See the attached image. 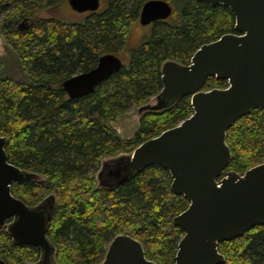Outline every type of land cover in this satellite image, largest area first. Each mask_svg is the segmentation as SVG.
<instances>
[{"label":"trees","instance_id":"1","mask_svg":"<svg viewBox=\"0 0 264 264\" xmlns=\"http://www.w3.org/2000/svg\"><path fill=\"white\" fill-rule=\"evenodd\" d=\"M63 1L0 0V34L9 58L0 59V135L8 140V162L45 178L13 183L11 193L28 206L56 195L47 236L58 264H101L121 233L140 242L146 259L174 264L183 231L172 219L188 202L171 192L169 173L149 167L112 191L96 188L95 174L102 158L131 152L192 115L186 96L171 109L144 114L130 136L116 126L160 92L164 61L188 64L201 45L234 33V16L226 7L197 0H163L171 4V16L148 25L149 34L128 50L120 71L91 94L69 99L64 80L91 70L105 54L118 56L140 26L147 0H107L103 11L82 21L37 16ZM23 21L24 29L15 28ZM226 87V81L208 78L202 90ZM226 144L231 161L222 176L263 163L264 109L238 119L226 132ZM218 251L224 264H264V226L219 243ZM38 258L37 249L14 245L0 232V259L6 264H33Z\"/></svg>","mask_w":264,"mask_h":264},{"label":"water","instance_id":"2","mask_svg":"<svg viewBox=\"0 0 264 264\" xmlns=\"http://www.w3.org/2000/svg\"><path fill=\"white\" fill-rule=\"evenodd\" d=\"M197 1L228 8L234 16V33L201 45L188 64L164 61L160 92L133 112L138 123L144 114L171 109L189 96L192 115L131 152L102 158L95 182L96 188L112 191L146 168L166 170L171 192L188 202L172 219L183 231L174 264H224L219 243L264 226V162L243 174L228 170L222 176L231 161L227 130L252 110L264 109V0ZM68 5L77 13H93L99 0H68ZM171 14L168 2L147 0L138 23L145 27ZM2 26L0 22V31ZM6 55L0 34V56ZM122 66L118 56L105 54L91 70L64 80L62 88L69 99L81 98ZM208 78L226 81L227 87L202 90ZM7 142L0 135V232L5 231L14 245L37 249L39 258L33 264H58L55 247L47 236L56 195L49 193L33 206L12 195L13 183L45 178L8 162ZM0 264L6 263L0 259ZM101 264L157 263L146 259L139 241L121 233L110 241Z\"/></svg>","mask_w":264,"mask_h":264},{"label":"rangeland","instance_id":"3","mask_svg":"<svg viewBox=\"0 0 264 264\" xmlns=\"http://www.w3.org/2000/svg\"><path fill=\"white\" fill-rule=\"evenodd\" d=\"M107 0H99V8L97 11H103L106 7ZM88 13H77L73 11L69 5L68 0H64L61 5L58 7L47 9L46 11L41 12L38 17H58L61 19L69 20V21H82L85 16ZM1 22V21H0ZM21 24V23H20ZM17 24L16 27L19 28V25ZM149 34V26L142 27L137 26L131 36L128 39L127 45L125 49L118 54V58L121 60L122 64L125 65L128 61V50L135 48L137 45H139ZM0 58L3 59V61H8V55L5 57L0 56ZM134 110L127 113L126 116L121 117L116 124L118 130L121 132L122 135L125 137L131 135V131L134 128L135 125H137V122L134 118Z\"/></svg>","mask_w":264,"mask_h":264},{"label":"flooded vegetation","instance_id":"4","mask_svg":"<svg viewBox=\"0 0 264 264\" xmlns=\"http://www.w3.org/2000/svg\"><path fill=\"white\" fill-rule=\"evenodd\" d=\"M86 13H88V12H86ZM81 14H83V13H81ZM146 27V26H145ZM15 28H17V27H15ZM19 28L20 29H24V27H23V25H19ZM18 29V28H17Z\"/></svg>","mask_w":264,"mask_h":264}]
</instances>
